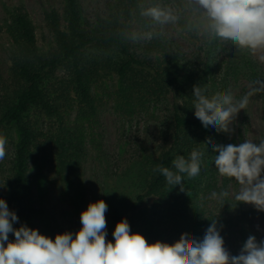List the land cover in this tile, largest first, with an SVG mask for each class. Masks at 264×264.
<instances>
[{
    "label": "trees",
    "instance_id": "1",
    "mask_svg": "<svg viewBox=\"0 0 264 264\" xmlns=\"http://www.w3.org/2000/svg\"><path fill=\"white\" fill-rule=\"evenodd\" d=\"M146 8V0H112L106 15L88 25L82 21L79 0H64L62 17L54 9L43 13L48 39L42 48L25 5L4 6L9 49L8 67L0 68V135L9 140L14 134L16 143L0 199L18 217L14 229L22 225L32 229L41 213L32 187L49 161L60 197L73 207L84 202L83 161L88 149L102 151L89 83L110 78L125 113L162 105L171 130L170 139L137 162L124 187L112 195V235L123 219L132 233L143 235L149 244H174L182 234L189 237L197 230L199 191L203 182L215 180V146L225 132L212 125L204 127L195 116L194 87L201 86L211 97L227 93L233 76L242 75L253 85L264 80V73L253 55L237 53L231 42L186 31L184 18L180 27L201 41L191 60L170 52L157 35L151 38L149 54L137 55L126 31L133 23L151 31L148 17L140 15ZM214 51L216 56L221 53L218 65L210 57ZM260 96L264 99V92ZM193 150L204 153L201 170L195 178L181 174L183 191L181 185L167 184L155 170L164 166L175 172L172 161L177 156L189 159ZM150 198H157L162 210L155 221L145 206ZM8 240H15L13 233Z\"/></svg>",
    "mask_w": 264,
    "mask_h": 264
},
{
    "label": "rangeland",
    "instance_id": "2",
    "mask_svg": "<svg viewBox=\"0 0 264 264\" xmlns=\"http://www.w3.org/2000/svg\"><path fill=\"white\" fill-rule=\"evenodd\" d=\"M22 2L34 25L38 45L44 47L48 33L46 31L43 13L56 10L63 16L64 0H0V68L8 67L9 42L4 30V6H11ZM112 0H79V10L84 23L93 24L98 18L104 17L109 10ZM184 0H146L147 8L160 6L179 9ZM151 31L163 45L181 59L191 60L196 54L201 41L190 37L180 27L175 25L161 27L154 24L148 17ZM135 23L126 31V39L134 53L146 55L151 39H136V34L146 33ZM211 52L213 64L218 65L221 53ZM153 57V56H152ZM264 73V61L253 55ZM90 84V94L97 109L99 130L101 133L102 151L96 153L88 149L83 161L82 179L85 190V199L82 205L73 207L66 199L59 195L55 186L53 162L49 161L44 169L43 176L32 187V198L41 213L35 220L32 229L38 230L41 235L53 241L57 234L69 232L75 234L81 229V213L90 203L103 200L107 205L106 240L114 243L111 228V200L112 195L119 193L128 180L130 172L137 162L156 151L170 139V124L167 109L162 105H150L146 110H137L125 113L121 107V100L116 93V83L110 78L94 80ZM253 85L242 75L233 76L229 80L227 93L233 95L234 100L242 98ZM225 132L219 146L229 144L239 146L245 140H252L259 144L264 139V99L256 93L249 99L246 109L240 110ZM16 135L7 140L6 155L0 160V187L4 189L11 169V160L15 149ZM264 176V173H262ZM227 191L225 199H213L211 193ZM239 191V184L234 178H228L216 173L214 181L203 182L199 191L198 227L189 235V239L201 242L207 229L216 223V228L224 240V247L230 256L239 255L249 236H254L259 243L264 241V211L258 210L253 204L238 202L235 195ZM157 198H150L146 203L149 213H154L153 220L162 212L156 203ZM157 223V222H155ZM156 229L161 231L160 225ZM162 229L164 225L162 223ZM162 235V232L159 233ZM171 245V244H170Z\"/></svg>",
    "mask_w": 264,
    "mask_h": 264
},
{
    "label": "clouds",
    "instance_id": "3",
    "mask_svg": "<svg viewBox=\"0 0 264 264\" xmlns=\"http://www.w3.org/2000/svg\"><path fill=\"white\" fill-rule=\"evenodd\" d=\"M141 16L149 17L161 27L175 25L185 19V30L209 39L231 42L237 53L246 52L264 61V0H184L174 10L171 7L151 6L142 9ZM155 32L136 34V39H151ZM195 116L204 127L212 125L218 131L228 132L237 113L246 109L249 99L264 92V80L253 81L239 100L230 93L205 95L206 89L194 87ZM6 137L0 135V160L6 155ZM214 162L221 176L234 178L239 184L235 200L253 204L264 211V139L259 144L252 140L235 146H215ZM204 153L193 150L189 159L177 156L173 161L176 171L158 166L167 184L183 183V176L195 178L200 174ZM227 191L213 192V199H225ZM108 205L99 200L90 203L81 213L82 227L75 234H57L55 240L41 235L38 230L22 225L13 228L18 220L15 212L0 199V264H264V241L249 236L239 255L230 256L216 223L207 229L201 242L182 234L174 244H149L139 233H132L126 219L117 223L113 232L114 243L106 240ZM9 233L15 236L8 240ZM7 242V243H6ZM6 243V246H5Z\"/></svg>",
    "mask_w": 264,
    "mask_h": 264
}]
</instances>
